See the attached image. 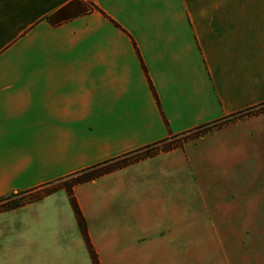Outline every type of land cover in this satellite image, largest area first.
Instances as JSON below:
<instances>
[{
  "label": "crops",
  "instance_id": "obj_1",
  "mask_svg": "<svg viewBox=\"0 0 264 264\" xmlns=\"http://www.w3.org/2000/svg\"><path fill=\"white\" fill-rule=\"evenodd\" d=\"M262 105L264 0H0V199L232 119L74 186L100 264H264ZM0 264H95L65 188Z\"/></svg>",
  "mask_w": 264,
  "mask_h": 264
},
{
  "label": "trees",
  "instance_id": "obj_2",
  "mask_svg": "<svg viewBox=\"0 0 264 264\" xmlns=\"http://www.w3.org/2000/svg\"><path fill=\"white\" fill-rule=\"evenodd\" d=\"M260 107L246 111L245 113H242L241 115H238V116H245V115L261 112L264 109H260ZM258 108L260 110H258ZM218 123L219 122H214V123H211L208 125H204V126L200 127L199 129L206 128V127H209L211 125L218 124ZM184 135H186V134H184ZM178 136H181V135H178ZM167 140L162 141L161 143L151 145V146L146 147L144 149H140V150L135 151L133 153L126 154L122 157H118L115 159H111L109 161H105L103 163H100L98 165L90 167L86 170L80 171V172L70 176V178H73V181L68 185H63V184L59 185V183L61 181L65 180V179H60V180L45 184L43 186L37 187V188L29 190V191H24V192H19V193H11V194L7 195L6 197H3L0 199V212L10 210L13 208H17L23 204L28 203V202L37 201V200H39V199H41V198H43L49 194L56 192L57 190H59L61 188H65L69 193L72 206L75 210V213L77 215V218H78L80 226H81V229L83 230V233H84L85 238L87 240L89 249H90L91 254L93 256V260H94L95 264H100L98 256L95 253L93 246H92V243H91L90 238H89V234H88V230H87V222H86V220L83 216V213L79 207L77 199L74 196V192H73L74 186L77 184H81V183H85V182L95 180V179H97V178H99V177H101L107 173L113 172L117 169L128 166V165H130L134 162H137L141 159H144L146 157L154 155L155 152L154 153H147V154H144V152H146L152 148H156V147L160 146L161 144L165 143ZM172 148H174V146H172ZM172 148L170 147V148H167L165 150H170Z\"/></svg>",
  "mask_w": 264,
  "mask_h": 264
},
{
  "label": "rangeland",
  "instance_id": "obj_3",
  "mask_svg": "<svg viewBox=\"0 0 264 264\" xmlns=\"http://www.w3.org/2000/svg\"><path fill=\"white\" fill-rule=\"evenodd\" d=\"M260 109H264V105L260 107ZM258 108V110H260ZM230 120L232 119H226L225 121H221L219 122L218 124H214V125H211L209 127H206V128H202V129H197L195 131H192L190 133H187L186 135H181V136H173L171 138H169L165 143L161 144L160 146L156 147V148H152L146 152H144V154H147V153H157L158 151H161V150H165L167 148H172V146L175 147H180V146H183V144L190 140V139H193V138H197L198 136H200L201 134L209 131V130H212L213 128L215 127H218V126H221L223 124H225L226 122H229ZM73 181V178H67L63 181H61L59 183V185H68L70 184L71 182Z\"/></svg>",
  "mask_w": 264,
  "mask_h": 264
}]
</instances>
